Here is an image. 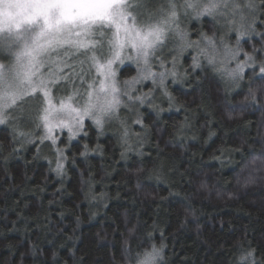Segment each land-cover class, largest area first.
<instances>
[{
	"label": "trees",
	"instance_id": "obj_1",
	"mask_svg": "<svg viewBox=\"0 0 264 264\" xmlns=\"http://www.w3.org/2000/svg\"><path fill=\"white\" fill-rule=\"evenodd\" d=\"M182 25L192 41L215 31L210 18ZM259 39L241 47L250 52ZM193 54L183 51L177 83H168L179 112L160 96L153 103L164 110L162 123L143 108L122 109L130 132L144 136L132 124L139 118L149 130L141 144L129 140L136 151L121 146L118 122L100 134L86 120L88 138L57 143L70 148L66 174L57 177L47 142L37 151L14 143L15 125L0 127V264H131L130 257L161 244L163 264H239L248 251L264 264V111L238 107L264 84L246 75L226 91L207 70H191ZM134 68L123 66L120 79ZM23 122L15 127L32 133L29 139L42 134ZM178 138H186L179 148Z\"/></svg>",
	"mask_w": 264,
	"mask_h": 264
},
{
	"label": "snow or ice",
	"instance_id": "obj_2",
	"mask_svg": "<svg viewBox=\"0 0 264 264\" xmlns=\"http://www.w3.org/2000/svg\"><path fill=\"white\" fill-rule=\"evenodd\" d=\"M207 18L215 31L212 35L196 33L199 40L188 39L189 33L180 27L184 21ZM257 25L264 28V0H162L155 11L144 0H0V54L10 61L0 63V125L23 120L41 130L42 135L29 139L32 133L14 126L12 139L33 147L47 142L55 157L50 171L57 177L66 174L65 153L70 150L56 147L57 143L72 145L88 138L86 120L100 134L106 123L118 122L121 146L136 151L129 140L134 137L139 145L147 139L144 118L132 120L144 132L141 136L130 132L119 113L132 105L143 108L147 118L155 117L157 124L162 123L164 110L153 103L157 94L169 104L170 111L179 112L168 83H177L174 69L184 50L192 48L197 53L191 57L193 72L207 70L226 91L240 86L246 75L252 83L264 84V32H258ZM254 36L260 38V47L252 45L250 52L244 50L241 42L248 44ZM232 37L234 43L229 42ZM125 61L129 63L125 65ZM133 65L136 75L119 81L114 66ZM145 81H150L151 88L140 92L136 86ZM53 89L67 95L53 97ZM248 96V103L238 107L264 111V87L259 96L252 90ZM29 100L35 104L30 114H24L20 104ZM65 132L66 139H60ZM185 139L178 138L175 146H182ZM83 148L80 155L86 157L88 146ZM52 163L49 161L50 166ZM60 219L63 222V217ZM164 247L153 245L150 251L138 253L134 256L137 264H158ZM239 264L261 262L248 251Z\"/></svg>",
	"mask_w": 264,
	"mask_h": 264
},
{
	"label": "rangeland",
	"instance_id": "obj_3",
	"mask_svg": "<svg viewBox=\"0 0 264 264\" xmlns=\"http://www.w3.org/2000/svg\"><path fill=\"white\" fill-rule=\"evenodd\" d=\"M144 2L147 4V6H148L149 8L153 9L152 11H155V6H158V5L162 2V0H144ZM180 27L185 31V27H184V25H182V23H181ZM186 32H187V31H186ZM188 39H190V36L188 37ZM200 46H201V47H204L205 45H204L203 43H201ZM175 47L178 48L179 45L177 44V45H175ZM189 49H192V48H189ZM193 52H194V54H193L192 56H195L197 53H196V51H195L194 49H193ZM173 54L175 55V53H173ZM179 58H180V56L178 57L176 67H175V69H174V70L176 71V73L178 72L177 68H178V66H179V64H180V62H179ZM80 59H83V57H80ZM169 59H170V57H169ZM9 62H10L9 59H5L4 55L0 54V63L7 64V63H9ZM70 62H71V63H74L75 61H70ZM124 63H125V64H128L129 62H128V61H125ZM122 67H123V66H114V68H115V70H116V72H117V74H118V80H119V81H122V80L120 79V71H121V68H122ZM169 68L171 69V65H169ZM154 70H158V69H154ZM135 75H136V73H135L133 76H135ZM169 78H171V77H169ZM86 79H88V77H86ZM169 80H170V79H169ZM148 84L151 85L150 81H145L143 86H141V85H137L136 87L139 89L140 92H141L140 89H143V92H148V91L150 90V89H148V90L146 89V86H147ZM77 87H80V85L77 84ZM52 95H53V97H63V96H65V95H67V92H64V91H56L55 89H53V90H52ZM157 96H159V95L157 94ZM157 96H156V97H157ZM156 100H157V98H156ZM54 102H55V101H54ZM18 104H20V102H18ZM34 104H35V101H31V100L27 101V103L20 104L21 108L23 109V113H24V114H30V112H31V110H32V106H33ZM131 107H132V106L129 105V110H128V111L131 110ZM128 111H126V112L129 113ZM124 114H126V113H124ZM16 115H19V113H17ZM119 115H120V118L123 116L122 109H121ZM22 121H23V120H18L15 126H18L19 124H21ZM23 123H24V122H23ZM1 126H2V125H0V127H1ZM9 126H11V124H10ZM26 127H28V126H26ZM41 135H42V134H41Z\"/></svg>",
	"mask_w": 264,
	"mask_h": 264
},
{
	"label": "clouds",
	"instance_id": "obj_4",
	"mask_svg": "<svg viewBox=\"0 0 264 264\" xmlns=\"http://www.w3.org/2000/svg\"><path fill=\"white\" fill-rule=\"evenodd\" d=\"M130 260H131V264H137V259L134 256L130 257ZM163 260H164V253L162 252L158 260V264H163ZM125 264H128V262L125 261Z\"/></svg>",
	"mask_w": 264,
	"mask_h": 264
}]
</instances>
